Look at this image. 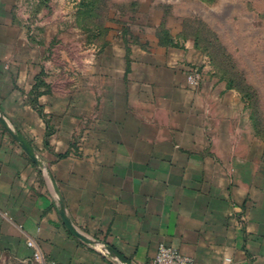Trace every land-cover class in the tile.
<instances>
[{
    "label": "crops",
    "instance_id": "1",
    "mask_svg": "<svg viewBox=\"0 0 264 264\" xmlns=\"http://www.w3.org/2000/svg\"><path fill=\"white\" fill-rule=\"evenodd\" d=\"M193 12L139 0V47L111 50L97 94L78 84L38 112L27 17L0 0V264H34L28 239L48 264H151L160 243L194 264H264L263 89L214 74L185 34Z\"/></svg>",
    "mask_w": 264,
    "mask_h": 264
},
{
    "label": "rangeland",
    "instance_id": "2",
    "mask_svg": "<svg viewBox=\"0 0 264 264\" xmlns=\"http://www.w3.org/2000/svg\"><path fill=\"white\" fill-rule=\"evenodd\" d=\"M18 4L29 23L36 70L26 101L38 112L43 111L41 97L69 98L78 84H96L97 94L98 84L107 82L111 50L120 44L126 52L139 47V0H18ZM191 9L194 16L186 19L185 34L196 36L195 44L213 57L214 74L232 76L245 92L247 84H257L264 93V0H191ZM125 59L133 61L130 56ZM186 68V78L190 69H198L199 81L192 87L202 84V68L194 64ZM258 107L263 113L264 102ZM69 109L64 106L65 112Z\"/></svg>",
    "mask_w": 264,
    "mask_h": 264
},
{
    "label": "built area",
    "instance_id": "3",
    "mask_svg": "<svg viewBox=\"0 0 264 264\" xmlns=\"http://www.w3.org/2000/svg\"><path fill=\"white\" fill-rule=\"evenodd\" d=\"M187 79L190 85H196L199 81L198 69H190ZM27 245L33 249L34 264H48L33 239H28ZM151 264H194V261L189 256L183 255L176 247L160 243Z\"/></svg>",
    "mask_w": 264,
    "mask_h": 264
},
{
    "label": "water",
    "instance_id": "4",
    "mask_svg": "<svg viewBox=\"0 0 264 264\" xmlns=\"http://www.w3.org/2000/svg\"><path fill=\"white\" fill-rule=\"evenodd\" d=\"M67 227L69 228V230L72 232V234H74L75 236L79 237L80 239L84 240L87 243H91L90 240H88L86 237H84V235L80 234L78 231H76L73 226L70 224V222H66Z\"/></svg>",
    "mask_w": 264,
    "mask_h": 264
},
{
    "label": "trees",
    "instance_id": "5",
    "mask_svg": "<svg viewBox=\"0 0 264 264\" xmlns=\"http://www.w3.org/2000/svg\"><path fill=\"white\" fill-rule=\"evenodd\" d=\"M230 84H234V79L233 78L231 79Z\"/></svg>",
    "mask_w": 264,
    "mask_h": 264
}]
</instances>
